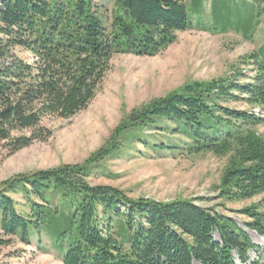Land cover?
Instances as JSON below:
<instances>
[{
	"label": "trees",
	"instance_id": "trees-1",
	"mask_svg": "<svg viewBox=\"0 0 264 264\" xmlns=\"http://www.w3.org/2000/svg\"><path fill=\"white\" fill-rule=\"evenodd\" d=\"M191 1L192 12L200 14L202 0ZM233 1L226 10V0H211L209 23L194 26L249 36L258 13L241 26ZM98 8L94 0H0V143L8 154L51 136L41 125L44 116L68 119L86 109L113 55H157L178 31L193 27L185 0H114L108 23ZM15 47L31 60L17 56ZM249 58L258 68L253 84H240L239 70L185 83L131 109L83 163L1 181L0 246L35 242L44 250L47 243L62 264H235L233 250L245 263L255 245L230 218L194 200L131 198L87 178L91 165L138 141L157 152L227 155L220 196L246 200L264 193V139L254 130L262 119L224 104L241 99L240 92L246 103L264 109V47ZM148 129L178 136L184 146L180 140L151 142L144 136ZM240 213L248 218L245 226L264 238V198Z\"/></svg>",
	"mask_w": 264,
	"mask_h": 264
},
{
	"label": "rangeland",
	"instance_id": "rangeland-1",
	"mask_svg": "<svg viewBox=\"0 0 264 264\" xmlns=\"http://www.w3.org/2000/svg\"><path fill=\"white\" fill-rule=\"evenodd\" d=\"M113 1L94 0L106 23L111 18ZM227 2L224 6L226 10L229 9ZM185 3L193 27L178 31L176 41L157 55H113L101 87L86 109L68 119L54 115L42 118L41 125L52 132L45 141H34L12 154H8L0 143V182L18 173L83 163L91 153L107 144L115 127L131 109L173 92L185 83L231 76L239 70L241 75L237 81L240 84H253L258 68L249 57L264 47V0L259 3L255 0H234V5L230 6L232 10L234 8L241 26H246V16H256L258 13V23L252 26L247 37L242 31L210 33L195 27L199 20L209 23L211 0H202L200 14L192 12L194 7L191 0H185ZM213 16L211 19L214 20ZM13 51L24 60H31V55L23 49L15 47ZM235 94L241 99L229 100L224 104L261 118L262 122L254 130L264 139V109L246 103V95L240 92ZM144 136L154 143L180 140L181 146H184V139L157 130L148 129ZM227 160V155L212 152L188 154L184 149L157 152L136 141L123 145L120 151L91 165L87 180L92 185L105 184L119 188L131 198L194 200L212 213L230 218L248 234L255 247L246 253L245 263L239 261L233 250L231 254L235 264H264V238L245 226L248 218L240 213L242 208L260 203L264 193L246 200L221 197L218 185ZM14 198L19 200V196ZM213 237L218 240L215 232ZM45 244L47 249L44 250L38 249L35 242L31 245L15 242L0 246V264H62L54 250Z\"/></svg>",
	"mask_w": 264,
	"mask_h": 264
},
{
	"label": "bare ground",
	"instance_id": "bare-ground-1",
	"mask_svg": "<svg viewBox=\"0 0 264 264\" xmlns=\"http://www.w3.org/2000/svg\"><path fill=\"white\" fill-rule=\"evenodd\" d=\"M252 236H253V233H252Z\"/></svg>",
	"mask_w": 264,
	"mask_h": 264
}]
</instances>
